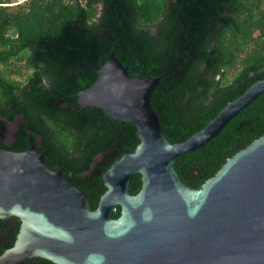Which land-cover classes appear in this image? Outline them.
Returning a JSON list of instances; mask_svg holds the SVG:
<instances>
[{
    "label": "trees",
    "instance_id": "16d2710c",
    "mask_svg": "<svg viewBox=\"0 0 264 264\" xmlns=\"http://www.w3.org/2000/svg\"><path fill=\"white\" fill-rule=\"evenodd\" d=\"M112 52L130 76L160 78L151 108L164 137L182 143L264 79V0H0V119L23 121L11 145L1 146L34 145L92 210L105 191L102 173L138 143L132 125L77 103ZM263 134L264 94L203 148L176 158L174 171L198 189ZM140 184L133 176L129 193ZM6 227L0 220V254L19 221Z\"/></svg>",
    "mask_w": 264,
    "mask_h": 264
},
{
    "label": "water",
    "instance_id": "95a60500",
    "mask_svg": "<svg viewBox=\"0 0 264 264\" xmlns=\"http://www.w3.org/2000/svg\"><path fill=\"white\" fill-rule=\"evenodd\" d=\"M96 75L75 95L77 103L132 125L134 151L102 173L105 191L92 210L87 195L49 167L34 145L22 152L0 146V220L19 221L0 264L35 258L53 264H264V134L198 189L174 171L176 158L203 148L264 94V79L228 101L204 128L172 144L150 105L160 78L130 76L113 52ZM15 118L5 143L22 121ZM135 175L140 188L130 194Z\"/></svg>",
    "mask_w": 264,
    "mask_h": 264
},
{
    "label": "flooded vegetation",
    "instance_id": "af4514ba",
    "mask_svg": "<svg viewBox=\"0 0 264 264\" xmlns=\"http://www.w3.org/2000/svg\"><path fill=\"white\" fill-rule=\"evenodd\" d=\"M14 122H16V118L12 121V122H6L4 119H0V146L4 145V146H10L12 141H13V133L18 130L19 128H21L23 126V121L17 122L16 123V127L15 129L12 131L11 136H10V141L8 143L3 142V138H8V127L10 124H13ZM39 141V139H38ZM2 147V146H1ZM37 147L40 148L41 144H39V142L37 143ZM96 174H99V171L96 172ZM3 225L8 226L6 227V230H13V225L18 224V221H16V219L14 218H9L7 220H2Z\"/></svg>",
    "mask_w": 264,
    "mask_h": 264
},
{
    "label": "rangeland",
    "instance_id": "374dc122",
    "mask_svg": "<svg viewBox=\"0 0 264 264\" xmlns=\"http://www.w3.org/2000/svg\"><path fill=\"white\" fill-rule=\"evenodd\" d=\"M14 1V0H13ZM2 68H1V66H0V70H1Z\"/></svg>",
    "mask_w": 264,
    "mask_h": 264
}]
</instances>
